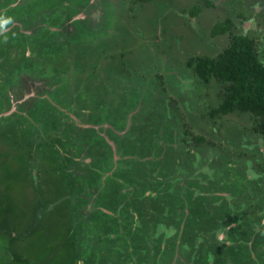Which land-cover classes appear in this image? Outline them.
<instances>
[{"label":"rangeland","instance_id":"1","mask_svg":"<svg viewBox=\"0 0 264 264\" xmlns=\"http://www.w3.org/2000/svg\"><path fill=\"white\" fill-rule=\"evenodd\" d=\"M85 1L0 0V17L12 18V22L4 25L0 31V51L2 48L4 51L0 54V134L3 124L11 129L3 132L0 139L2 249L7 248L6 241L11 239L8 249L3 253L0 251V264H10L14 251L23 253L27 264H144L146 258L152 259L149 264H159L157 262L161 253L147 254L142 242L138 238L134 239L139 237L135 234V219L121 222L118 218L120 206L116 204H112V209L102 207V211H106L105 215L99 211L98 205L94 207L95 198L91 194L98 193L101 186H98L99 189L89 188L87 194L70 189L72 186L68 187L76 177L77 168L89 162V158H77L73 154L83 150L74 132L76 125L94 127L95 134L98 132L97 135L105 138L115 150L109 165L103 171V180L119 169L129 167L143 175L144 179L154 181L158 174L153 171L152 163L162 160L163 163L160 164H164L171 160L168 166L170 170L167 168V171L160 172L158 176H167L162 179L165 181L170 179V174L171 178L179 179L174 180L173 184L168 182L169 186L165 189L169 198L180 199L173 205L171 223L179 219L181 211L184 213L182 219L186 214L192 215L198 223L191 235V248L195 246L194 240L202 241V247L204 244L207 246L205 254L210 253L213 260V254L222 245V241L218 245L215 242V235L222 232L219 226L236 224L242 216L239 206L240 191H236L233 184L235 179L239 185L246 176L243 178V172L238 175L231 167L233 163L237 164L240 157L237 153L243 152L246 156L253 155V162L263 163L264 136H251L252 120L248 113L233 112L211 118L207 114L208 108L218 103L220 86L214 79L208 83L200 81L192 67L187 66V60L197 55H215L227 45L229 32L213 35L211 29L214 24L229 19L232 32L248 35L254 40L257 54L264 63V0ZM8 4L17 5L7 6ZM196 4L200 6V11L192 15L190 9ZM2 7L4 8L1 9ZM70 7L77 9L78 13L74 17L77 20L85 19L98 28L109 22V34L103 36L105 40L100 44L106 52L103 50L95 63L91 58H82L77 65L72 64L74 53L67 51L66 41L71 30L70 22L73 20H69ZM15 19L23 24L21 29L15 26ZM37 24V38L49 40L47 47H51V53H57L52 60L55 62L52 63L55 70L49 64V59L44 61V56L48 53L37 49L29 32L24 29L26 25L31 28ZM98 39L101 40L99 37L91 40ZM23 52L26 54L23 55ZM61 53V58H58ZM22 57L25 59L20 60ZM17 60H20V66H17ZM89 62L94 66H89ZM9 67L15 69L7 71L6 68ZM51 79H54L51 90L45 89L47 84L50 86ZM133 84L135 88H132ZM136 92L137 107L127 113L124 107ZM42 97L49 98L44 104L31 109L34 99ZM101 105L103 109L100 108ZM110 108L121 112L120 119L125 118L126 127H131L132 137L129 140L133 143L129 145V155L116 152V144L108 134L111 130L108 119L93 125L87 123L94 109H101L103 114H108L111 113ZM78 111L81 112L80 116ZM131 116H134V120H131ZM11 126H17L16 134L21 137L15 135L19 140L24 137L25 142L20 149L11 146L19 142L10 135L14 134ZM125 130L126 128L118 134H123ZM193 135H204L207 139L202 145H207L212 140L217 148L203 153L202 148L193 146ZM254 135L259 136V141L253 140ZM83 139L86 140L83 144L94 143V153L101 155L100 150H97L100 147L98 140H93L86 134ZM179 144L184 146L182 152L186 153V150L191 149V153L199 158H203L204 154L205 157L211 156L210 159L219 157L217 163L224 171V178L216 175L217 178L212 177L211 182L204 183L208 186L206 191L209 197L205 203L202 200L200 205L192 200L197 196V188L205 185L196 183L201 171L188 162V158L192 157L187 153L186 165L182 167L189 172L184 177L181 170H174V166H178L175 164L174 151ZM29 145L31 148L25 150ZM154 145L158 149H153ZM26 151H30V155ZM202 173H210L209 166H204ZM203 174L200 179L206 181ZM61 190L66 192L59 196ZM184 191L186 194L183 197L175 195ZM223 194L228 196L224 197ZM141 201L139 200L140 203ZM79 202L90 211L88 216L84 211L80 217L74 216L76 207H81ZM125 210L122 215L127 214ZM91 214L101 221L94 226H104V231L116 226L113 224H118L117 235L101 230L100 241H95L98 238L96 233L92 234L94 236L91 239L88 237L90 240H86L88 233L84 230L92 224V220L86 221L85 217L89 218ZM207 215L210 220L206 218ZM210 222L212 226L209 225ZM159 223L162 226L168 224L164 221ZM242 225L243 228L234 226L225 232H229L231 237H238V231L241 230L242 234L246 230L245 224ZM163 231L158 226L153 234L155 237L160 235L161 240H164L161 235ZM198 233H204L202 238ZM262 235L264 240V234ZM113 239L116 245L121 244L123 253L119 254L121 249L117 248V251L112 244L108 248L113 246L115 250L103 251L104 243L114 241ZM172 241L171 238L169 242ZM92 243L96 246L93 247ZM82 248L85 249L84 255H78ZM176 263L190 264L185 258L173 259L164 264ZM213 263L222 264L215 261Z\"/></svg>","mask_w":264,"mask_h":264},{"label":"trees","instance_id":"2","mask_svg":"<svg viewBox=\"0 0 264 264\" xmlns=\"http://www.w3.org/2000/svg\"><path fill=\"white\" fill-rule=\"evenodd\" d=\"M140 2L142 1H148V0H138ZM87 2V0L85 1ZM208 4V1H206ZM84 6V5H83ZM117 9V7H116ZM110 10L106 13L108 15ZM200 11L199 5H194L190 12L192 15L197 14ZM115 15V12H114ZM109 17V16H108ZM75 25L74 30L72 33L68 35V41L75 43V48L72 49L69 47V51L73 52L74 54L72 57L74 58V61L72 60L73 65H77L80 59L84 58H91L93 59L94 63L97 62L100 58V55L103 53V48L101 47V43L105 40L103 39V36H108L107 29L109 27V22H105L102 24L101 28L96 27V24L90 23L85 19L82 20H76L73 22ZM232 23L229 19H226L224 21L218 22L214 24V26L211 29V33L213 35L224 33L226 31L229 32V42L227 45H225L219 52H217L215 55H197L190 57L187 60V66H191L193 69V72L197 78L202 81L203 83H208L211 80H215L217 85L220 86L217 96L219 97V101L215 106H209L207 114L211 117H217L222 116L225 114L238 112L241 114L248 113L249 118L252 120V126H251V134H259L264 136V63L260 60L254 40L249 37L248 35L244 34H237L232 32L231 30ZM101 38V40L92 41L91 39L95 40V38ZM50 42V41H49ZM50 47H47L44 45V50L46 53H48L46 56L47 59L50 60L51 66L53 67L52 63H55L54 60L55 56L57 55L56 52L51 53L49 51ZM106 48L109 49V46L106 44ZM102 49V50H100ZM105 51V50H104ZM106 52V51H105ZM122 55V54H121ZM58 58H61L59 56ZM46 59V60H47ZM86 64V62H85ZM89 66H94L93 63H87ZM107 68V67H106ZM54 69V67H53ZM55 70V69H54ZM134 87V84L132 86ZM138 92L133 95V98L130 99V103L124 107L125 112H129L131 109H135L136 101L138 97ZM95 103H98V99L95 101ZM50 105V104H49ZM47 105L48 109H50V106ZM102 108V105L100 107ZM101 109L97 110L94 109V112L90 113L89 119H87V123L89 125H93L95 122L101 123L103 119H108L107 121L110 123L111 130L108 131V134L111 136L112 140L116 144V152L124 153V154H130L129 145H131L133 142H130V136L132 133L131 127H126V119H120L121 112H115L113 108H110V112H106V114H103L104 112H101ZM127 110V111H126ZM79 116L81 115V112L78 111L77 113ZM134 117V116H133ZM131 116V120H134ZM85 124V123H84ZM3 131L0 134V139H2V134L5 131H10L9 128H6V125L3 124ZM14 134H10L12 138L15 140V138L19 141L16 145L11 144L12 147H17L20 149L21 145L24 144L25 140L24 137L22 140H19L21 137L20 134L17 133V126H11ZM21 127V126H20ZM126 130L123 132V134H118L120 131ZM96 129L94 127H82L76 125L74 127V132L77 134V140L80 143L79 145H82L81 151L77 153H73L77 158H89V162L81 165L77 168L76 177L72 181L71 184H69V188L72 186L73 188L70 189H76L77 192H84L89 193V188L99 189L98 186H101L100 190L96 194H91L95 198V203L93 205H98L100 208V212L103 214L102 207L105 209H112V204H116L119 209H125L126 207V200L127 196H131L132 199L136 197V192H140L138 188L142 191L145 188L143 186H146L147 182L143 178V175H139L133 168L129 169V167L121 168L115 173L112 174V176L105 178L106 180L102 179L103 171L104 169L109 165L110 159H112V155L114 153L112 149V144H110L105 138H102L101 136L95 134ZM19 136V138L16 135ZM89 135L93 140H98L100 147L97 148V150H100V156H97L93 148L95 147V144L92 142H89L86 144V140L83 139V135ZM132 137V136H131ZM194 142L196 145L201 146V143L204 142L205 138L202 135H193L192 136ZM6 141V140H5ZM123 141L124 143H121ZM8 143V141H6ZM126 142V143H125ZM19 144V145H18ZM88 145H91L88 147ZM213 142L208 147H217V145ZM87 146V147H86ZM114 146V145H113ZM179 149H182L183 146L180 145ZM178 146V147H179ZM174 152L177 153V149ZM31 148V145L25 148V150H28ZM153 149H158L157 147H152ZM151 148H149L150 150ZM178 149V150H179ZM32 150V149H31ZM30 150V151H31ZM105 150V151H104ZM148 150V153H149ZM30 151H26L30 155ZM105 153V154H104ZM147 153V154H148ZM239 155V153H237ZM18 157V156H17ZM253 155L246 156L244 159L245 161L251 160L252 163H255L257 166H264L263 163L253 162ZM84 159V160H85ZM103 160V161H102ZM72 161V160H71ZM73 163V161H72ZM77 163V162H75ZM82 162H79V164ZM163 163L162 160H159L157 163H152L153 165V171L157 172V176L154 179H158L160 181L159 173L166 171L168 166L171 164V160L169 163ZM66 165V164H65ZM120 168V167H119ZM159 169V172L157 171ZM169 169V168H168ZM234 170L239 175L242 174V168L241 166L237 167L234 166ZM134 174H133V173ZM161 174V173H160ZM164 175V173H163ZM118 177V179L116 178ZM244 177V173H243ZM162 179V178H161ZM81 181V182H80ZM104 181V183H103ZM240 186L236 187V191L238 192L240 190H245L248 188L247 186L243 184H239ZM225 188V186H223ZM134 188L136 190H134ZM65 190L60 191V195H63ZM66 192V191H65ZM242 192V191H241ZM254 197L256 198V202L261 207L264 203V194L260 192L258 189L254 188ZM130 197V199H131ZM246 200L248 202V205L246 207H242L241 212V223H246V225L254 224L255 226L261 225L260 231L262 230V224H261V218L260 216L263 215L261 213L259 216L256 213V209L252 207L250 204L251 200L250 197H247ZM81 207L79 209H82L85 205L79 202ZM142 206V205H141ZM218 206V205H217ZM140 208V205H135L134 208ZM105 215V214H104ZM81 216V215H80ZM79 216V217H80ZM107 216V214H106ZM110 218V216H107ZM86 221L92 220L93 224H96L101 221H99L97 218L95 219L94 215L91 214L89 218H86ZM240 218H236L238 220ZM2 233V232H1ZM16 239V237H15ZM8 241H6L7 248L2 249V242L0 240V251L2 253L8 249V246L11 245V239L9 238ZM121 240L124 242L125 240L121 238ZM120 245V244H118ZM124 249L121 248V252L123 253ZM10 253V252H9ZM131 253V252H130ZM134 253V252H133ZM76 253H74L75 255ZM12 260H10V264L12 262H22L23 264H27V259L24 257L23 253H19L14 251L12 255ZM172 257L171 253L168 255V258ZM9 259V257H8ZM173 259V258H172ZM132 264V263H131ZM135 264V263H133Z\"/></svg>","mask_w":264,"mask_h":264},{"label":"flooded vegetation","instance_id":"3","mask_svg":"<svg viewBox=\"0 0 264 264\" xmlns=\"http://www.w3.org/2000/svg\"><path fill=\"white\" fill-rule=\"evenodd\" d=\"M48 1H51V0H48ZM68 1L70 2V0H68ZM46 2H47V0H46ZM9 4L7 6L17 5V4H15V5H9ZM3 8L4 7H2L1 9H3ZM10 8H14V7H10ZM16 9L17 8H14V10H16ZM77 13H78L77 9H75L74 7H70L69 15L71 18L69 20L73 19L71 21L72 23L77 20V18H74V17H76ZM15 21H17V25H15V26H18L19 29H21L23 24L20 23L16 19H15ZM71 22H70L71 30L67 34V37L70 33H72V31L75 28L74 23L72 24ZM13 23L16 24L15 22H13ZM25 27H27V28H25ZM5 29H7V28H5ZM24 29H26L29 32L28 35H30V37H32V40H33L34 44L36 45V48L38 47L37 49L41 50L44 48V45L47 46L50 43L49 40H47V39L37 38L38 37L37 35H39L38 24L33 25L31 28H29L26 25V26H24ZM32 29H34L33 33H32ZM2 30L3 29H0V31H2ZM24 34H26V32H24ZM67 37H66L67 46H68L67 51H69V47L74 49L76 46H75L74 42L68 41ZM35 38H37L38 40ZM48 50L50 51L51 47ZM3 52L4 51L2 48L0 51V54H3ZM24 54H26V53L23 52V55ZM61 55H62V53L59 56H61ZM23 58L25 59V57H22L20 60H23ZM44 59H45L44 61H46V59H47L46 56H44ZM20 60L19 61L17 60L18 61L17 66H20ZM18 68H20V67H18ZM14 69L15 68H12V67L6 68V70L10 71V72ZM50 81H51L50 86L47 84L45 86V89L49 88L51 90V88H52L51 85L53 84L52 82L54 81V79H51ZM48 98L49 97H47V98L42 97L41 99L39 98V100L34 99V101L31 103V109L34 106L36 107L39 104L40 105L44 104L43 102H47ZM202 136L205 138V140H204V142H205L207 138L204 135H202ZM251 136H252V134H251ZM259 136L261 137V135H259ZM259 136L254 135L253 140L259 141V138H258ZM211 143H213L212 140L209 141V143H206L207 145L203 146L201 143V146H199V145H196L194 140L192 139L193 146L196 148H202V150L204 151L203 153H205L206 151L208 152L209 150L214 151L215 148H217V147H214V148L208 147V145H210ZM204 149H206V150H204ZM182 150H184V146L182 149H179V150L177 149V153H174L175 164L178 165V166H174V170L176 168H177V171L181 170L183 172L182 177H184L185 173L189 172L188 170H185L182 167L183 165L184 166L186 165V159L188 158L187 153L192 157V158H188V162L190 161L191 164H193V167H197L201 171L200 173H198V174H200V176H197L196 183L198 185H201V186L205 185V187H198L197 188L198 189V192H196L197 196L196 197L194 196L193 200H192L193 203L200 205L202 200L205 203L206 199H208V197H209V196L207 197L208 194L206 191L208 189V186H206V184H204V183L211 182L212 177L217 178V176H219L222 178L223 177L222 173L224 171L219 168L220 165L217 163V160L219 159V157H217L216 159H213V158L210 159L211 156L205 157V154H206L205 153L203 155V158H199V156H196L195 154L191 153L192 152L191 149H188L189 151L186 150V153H185V151L182 152ZM239 155H240V157L237 160V164L233 163V167H231V168H234V166H237V167L241 166V168H242L241 171L244 173V177L245 176L246 177H245V180L241 181L239 184H243V185L248 187L245 190L244 189L240 190L239 206L241 209H242V207H246L248 205L247 201H249V200H246V198L250 197V200H251L250 204L252 205V207L254 209H256L257 215L259 216L261 213H263V215L260 216L261 224H262V230L260 231L261 225H258V226H255L254 224L246 225V223L243 222L245 224L246 230H244L242 234L240 233L241 230L238 231V237H234V236L231 237L229 235V232H225V230H230V228H232L234 226H236L237 228H239L241 226V228H243V225L241 223L243 220L241 221L238 219L239 222L236 223L237 225L231 224V223H226V224L220 225V223H219L220 226L219 225L218 226H219V228L222 229V232L219 231L218 234L215 235V237H216L215 242H217V245H218V242L222 241L221 242L222 245H220L217 253L213 254V260H211V256H210L211 254L210 253L208 255L205 254L207 246H206V244H204V246L202 247V245L200 243L202 241L194 240L195 246L193 245L194 248H193V246L191 248V244L193 243V241H191V235L194 231L193 228L196 227L195 224L198 223V221H196L192 215L187 216V214H186V216H184L182 219V216L184 213H182V211H181V213H179V215H178L179 219L174 220L173 224L171 223L173 221L172 216H171L173 205L175 202H178L180 200V199L179 200H172L171 198L168 197L169 194L165 190L169 186L168 182H170V184L171 183L173 184L174 180H179L177 178H171L172 174L168 175V177L170 179H167L166 181L162 180V179H165L167 176L163 177L162 179L160 178V181H159V178L154 179V181H149L148 179H145V181L147 182L146 186H143L145 188V191H144V189L142 191V187H141V189L138 188L140 190V192H136V197L133 199L131 196L128 195L127 198H125V200H126V207H125L126 210L125 211H127V214L122 215V211L124 209H119L118 218H120V221L125 220L126 222L131 221L132 219L136 220L135 223H133V225H134V229L136 231L135 234L136 235L138 234L139 237H134V239L137 240V238H138L142 242V244L144 245V247L146 249L145 252H147V254L152 253L151 255H153L156 252H160L161 253L160 259L161 260L159 259V261L157 260L158 262L156 261L159 264H164L166 261L170 263L171 261H173V259H182V258L188 259L190 264H214L213 261H215V263H222V264H264V243H263L264 240L262 239V237H263L262 234H264V204L261 207H259V205L256 202V198L253 195L254 194V188H256V190L258 189L260 192H262L264 194V166L263 167L257 166V165H255V163H252L251 160L245 161L244 160L246 158L245 152H243L241 154L239 153ZM214 160H216V161H214ZM258 163H260V162H258ZM203 164L205 167L209 166L210 173H208V174L202 173L204 170ZM169 170H170V168H169ZM202 174L206 177V181H203L200 179V178H202ZM237 183H238V180L234 179V184H233V186L235 187L234 189H236V187L239 186V185H237ZM136 189L134 188V190H136ZM185 194H186V191L182 192V194L175 193V195L178 197H183ZM223 196L227 197L228 195L223 194ZM130 197H131V199H130ZM218 197H220V199L222 198L220 195H218ZM139 200H142L141 203L139 202ZM135 205H140V208L138 207L137 209H135L134 208ZM94 207H95V205H94ZM82 211H84L85 215H87V216L90 214V211L84 207L82 209H79V207L78 208L76 207L73 214H74V216L79 217L81 215ZM110 213H111V211H110ZM209 215H207L206 218H208ZM87 216H86V218H87ZM218 220H220V219H218ZM159 221L160 222H162V221L168 222V224L162 226V224L159 223ZM220 222H222V221H220ZM91 223H92V221H91ZM113 225H116V226H111L110 230L108 229V231L107 230L104 231V229H102L104 226L98 227L97 225L94 226V224L92 223L91 225L86 226L87 229L84 231L88 233V235H86L87 238L93 237L95 235V233L98 234V238L95 241H100L99 236H100L101 230L104 232L107 231V233L114 232V235H117L119 226H117L118 224H113ZM209 225H211V222ZM158 226L161 227L162 229H164V231L161 232V235L163 236L164 240H161L160 235H157L155 237L153 234V232L155 231V229H157ZM74 229L76 231H79L78 228L75 226H74ZM2 234L5 235L4 232H2ZM92 234H94V235H92ZM198 234L201 235L200 238H202V235H204V233H198ZM205 237L206 236H204V238ZM89 238L86 240L91 239V238L90 239ZM103 238H105V237L103 236ZM171 238L173 239V241L169 242V240ZM210 243H213V241H211ZM111 244L115 245L114 247L116 248L117 251H119L118 249L122 248L121 244L116 245L115 240H114V241H110L108 243H104L103 251L105 252V251H107V249L109 251H111V249H114L113 246H110V248H108L109 247L108 245H111ZM91 245L93 247L96 246L95 243H92ZM223 246H225V247H223ZM201 247H202V249H201ZM78 248L79 247H77V249ZM221 248H222V250H221ZM224 248H226V251H223ZM84 252H85V249L82 248L81 252H78V255H80V254L84 255ZM169 252L171 253V256H172L170 258H168V255H170ZM121 253L122 252L119 251V254H121ZM106 255H108V254H106ZM131 259H132V255H131ZM150 260L152 261V259H148V258L144 259V264L151 263ZM176 264H178V263H176Z\"/></svg>","mask_w":264,"mask_h":264},{"label":"clouds","instance_id":"4","mask_svg":"<svg viewBox=\"0 0 264 264\" xmlns=\"http://www.w3.org/2000/svg\"><path fill=\"white\" fill-rule=\"evenodd\" d=\"M11 22V17H0V29H2L4 25L10 24Z\"/></svg>","mask_w":264,"mask_h":264},{"label":"crops","instance_id":"5","mask_svg":"<svg viewBox=\"0 0 264 264\" xmlns=\"http://www.w3.org/2000/svg\"><path fill=\"white\" fill-rule=\"evenodd\" d=\"M56 1H60L61 2L62 0H56Z\"/></svg>","mask_w":264,"mask_h":264},{"label":"water","instance_id":"6","mask_svg":"<svg viewBox=\"0 0 264 264\" xmlns=\"http://www.w3.org/2000/svg\"><path fill=\"white\" fill-rule=\"evenodd\" d=\"M114 152H115V150H114Z\"/></svg>","mask_w":264,"mask_h":264}]
</instances>
